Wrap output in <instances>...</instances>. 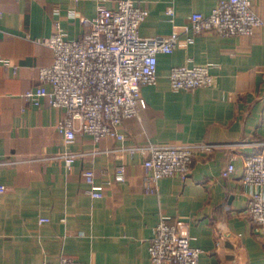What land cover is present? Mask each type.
Listing matches in <instances>:
<instances>
[{
	"label": "crops",
	"instance_id": "0c3cea01",
	"mask_svg": "<svg viewBox=\"0 0 264 264\" xmlns=\"http://www.w3.org/2000/svg\"><path fill=\"white\" fill-rule=\"evenodd\" d=\"M117 0H0V264L57 263L69 255L87 264H156L148 245L156 224L184 219L191 244L200 247V264H264V223L247 211L251 193L264 184L243 182L244 157L264 141V23L252 34L222 36L204 31L157 55V81L141 86L145 106L124 119L123 139L94 140L77 133L64 141L55 123L65 109L24 92L38 82L39 67L53 62L41 43L57 23L65 38H76L100 5ZM148 9L142 36L168 35L186 24L193 11L208 13L218 0H133ZM264 21V0H253ZM172 7V19L167 14ZM209 65L213 81L174 89L172 65ZM50 88L49 84H46ZM148 142L188 144L194 150L187 177L165 175L154 190L141 153L128 148ZM64 153L75 160L66 165ZM233 161L227 177L221 171ZM123 163L125 179L105 185L103 195L88 191L82 171L95 182L114 178ZM153 184V182H151ZM40 217H47L40 221Z\"/></svg>",
	"mask_w": 264,
	"mask_h": 264
},
{
	"label": "built area",
	"instance_id": "2783aa9c",
	"mask_svg": "<svg viewBox=\"0 0 264 264\" xmlns=\"http://www.w3.org/2000/svg\"><path fill=\"white\" fill-rule=\"evenodd\" d=\"M252 4L253 0H218L208 13L193 11L189 23L173 24L168 35L154 36L139 33L140 23L148 14L146 7L133 0H117L114 6L100 5L93 17L82 18L87 28L78 37L65 38L56 23L48 36L39 39L52 49L53 62L39 67V82L26 89L24 97L34 104L45 97L50 105L65 109L55 128L66 142L73 141L79 132L91 134L96 141L104 136L123 139L126 134L119 127L124 119L138 116L139 105L145 106L141 86L157 81L158 53L171 52L182 32L186 33L188 43L204 31L222 36L252 34L264 23ZM166 12L172 19L173 8L167 7ZM0 61L7 64L5 59ZM168 79L172 88L188 90L211 84L213 76L207 64L181 63L170 67ZM128 150L141 153L148 171L145 186L151 191L162 176L187 177L194 157L188 144L148 142ZM62 156L68 166L75 160L73 153ZM243 167V182L264 184V141L257 151L244 157ZM234 169L233 161H228L221 174L227 177ZM82 175L88 184L87 191L101 196L112 180L125 179V167L123 163L117 164L114 178L104 177L100 183L95 182L92 168L84 169ZM5 189L6 185L0 183V192ZM247 211L254 222L264 223V195L260 190L251 193ZM200 251V247L191 244L187 224L181 218H162L148 245L149 256L156 264H200ZM42 264L87 263L62 255L57 263Z\"/></svg>",
	"mask_w": 264,
	"mask_h": 264
}]
</instances>
